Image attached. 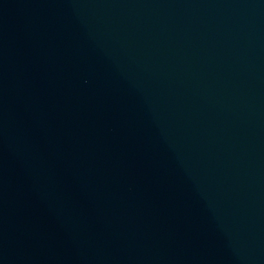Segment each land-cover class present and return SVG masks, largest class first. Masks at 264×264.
I'll return each instance as SVG.
<instances>
[{
    "label": "water",
    "instance_id": "obj_1",
    "mask_svg": "<svg viewBox=\"0 0 264 264\" xmlns=\"http://www.w3.org/2000/svg\"><path fill=\"white\" fill-rule=\"evenodd\" d=\"M0 264H264V0H0Z\"/></svg>",
    "mask_w": 264,
    "mask_h": 264
}]
</instances>
